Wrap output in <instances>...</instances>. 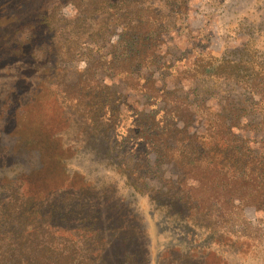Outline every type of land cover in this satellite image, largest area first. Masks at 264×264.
<instances>
[{"label":"trees","instance_id":"obj_1","mask_svg":"<svg viewBox=\"0 0 264 264\" xmlns=\"http://www.w3.org/2000/svg\"><path fill=\"white\" fill-rule=\"evenodd\" d=\"M155 1L0 3V264H209L222 259L214 248L264 254L245 217L264 213V62L247 47L238 59L203 55L172 71L160 51L186 0H158L157 9ZM67 5L70 19L60 15ZM83 56V68L69 67ZM168 77L198 80L196 92L225 84L249 96L208 107L207 92L159 87ZM43 93L72 125L69 150L91 155L104 175L77 169L78 184L31 189L41 152L21 138L19 118ZM140 198L170 225L196 229L188 244L196 247L178 242L153 256Z\"/></svg>","mask_w":264,"mask_h":264},{"label":"rangeland","instance_id":"obj_2","mask_svg":"<svg viewBox=\"0 0 264 264\" xmlns=\"http://www.w3.org/2000/svg\"><path fill=\"white\" fill-rule=\"evenodd\" d=\"M5 1L8 0H0V3ZM155 2L157 9L158 0ZM15 13L16 11L10 15ZM181 14V19L172 20V25L168 27L166 42L160 51L162 61L171 66L172 71L182 72L191 69L196 59L203 55L238 59L247 47L252 48L260 61L264 62V0H186L185 9ZM60 15L63 18H72L75 15L72 5L64 6ZM119 32L118 29L115 33ZM114 39L116 35L112 41ZM84 62L83 56L69 67L83 68ZM197 82L198 80L194 78L176 81L168 77L160 80L158 86L177 90L190 97L207 92L208 98L206 94L205 97L208 107H217L218 99L224 95L236 101L247 99L249 96L241 88L225 84H222L220 90L214 91L213 85L207 83L205 90L196 92ZM221 91L224 93H220ZM19 128L21 138L29 141L41 152V170L31 185L34 192L45 195L78 184L80 175H75L78 174L77 169L83 170L90 177L104 175L102 169L93 167L91 155L87 153L75 155L69 150V147L74 145L72 125L61 116L51 95L41 94L22 110ZM195 129L196 124L193 131ZM155 185L160 188L159 183ZM138 202L137 209L144 220L153 256L163 252L166 247L175 246L178 242L185 244L186 247H196V242L188 245L190 241H196V229L172 226L166 219L158 216L156 209L147 199L140 198ZM245 217L252 227L261 231V238L264 240V213L246 209ZM214 250L222 256V263L212 260L211 256L209 264H264V254L261 252L246 258L234 257L228 249Z\"/></svg>","mask_w":264,"mask_h":264}]
</instances>
